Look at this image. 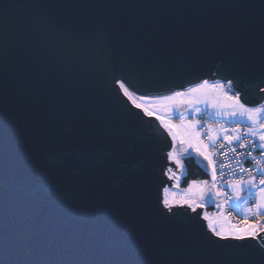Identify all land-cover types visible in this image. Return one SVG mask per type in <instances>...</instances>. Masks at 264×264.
Listing matches in <instances>:
<instances>
[{
    "label": "snow or ice",
    "instance_id": "obj_1",
    "mask_svg": "<svg viewBox=\"0 0 264 264\" xmlns=\"http://www.w3.org/2000/svg\"><path fill=\"white\" fill-rule=\"evenodd\" d=\"M49 6L36 4L31 7L45 9ZM93 6L113 5H68L74 8ZM232 6L259 8L260 56L264 66V0H259L258 4ZM39 19L44 27L40 24L27 27L24 23L8 25L0 21V212L7 204L9 188L21 184H31L43 191L71 186L76 190L85 214L93 222L104 212L106 198L101 185L108 162L99 155L95 129L90 120L82 118L79 94L73 92L67 103L56 100L53 80L63 78L69 87H73L70 74L57 75L43 67L53 58L69 68L89 59L103 65L105 88L114 91L121 102H130L131 107L124 105L130 113L135 109L148 117H156L173 141L187 145L184 149L187 156L193 154L189 149L199 153L207 162L206 166H211L214 184L217 168L221 169L223 177L222 170L236 164L232 170L236 179L224 183L233 195L224 203L232 202V206L239 207L244 220L233 224L222 213L215 218L205 213L203 219L207 221L208 231H200L204 225L191 224L192 237L198 242L194 245L185 243L176 251H168L161 246L163 234L125 233L119 219L114 218L100 248L101 258L88 255L97 247L96 233L65 241L67 247L57 243L45 245L40 250H29L22 241L10 238L7 230L0 227V264H264V100L250 106L244 98L247 93L242 97V92L233 87L234 83L239 86L235 79H203L189 82L183 90L150 95L147 78L136 70L128 56L117 51V43L103 33L84 34L56 28L48 23L43 12ZM137 31V22L128 21L120 34L119 43L123 49L135 51L156 47L163 42L162 34L138 37ZM35 52L45 55L33 59ZM21 54L24 57L23 70L17 73V58ZM260 79L264 83V71ZM258 90L264 93V87ZM12 98L19 99L20 106H14ZM176 103L188 104L189 115L207 111L209 117H227L236 127L228 129L221 125L214 128L199 119L188 121L184 119V113L178 114L182 122L176 124L167 118ZM241 124H247V127L242 129ZM205 127L208 129L207 142L201 139V130ZM36 148L46 150L48 154L41 156ZM249 149L259 151V156L253 155ZM228 153H232V160L217 164V156L229 161ZM10 155L13 156L11 161ZM167 155L183 174V165L175 149ZM241 158H251L254 167H244ZM165 174L178 181L172 168H168ZM207 184L204 180H193L189 191L203 197ZM164 192L167 193L168 189L165 188ZM241 192H246L247 198L241 197ZM208 199L214 202L210 195ZM251 200L255 201L253 207L248 206ZM240 201L242 203H237ZM161 203L160 213L165 218L175 216L178 206L190 207L193 212L203 207L195 198L177 200L167 195ZM249 217L254 222H249ZM223 221L228 222L227 227Z\"/></svg>",
    "mask_w": 264,
    "mask_h": 264
},
{
    "label": "water",
    "instance_id": "obj_2",
    "mask_svg": "<svg viewBox=\"0 0 264 264\" xmlns=\"http://www.w3.org/2000/svg\"><path fill=\"white\" fill-rule=\"evenodd\" d=\"M258 3L259 0H0V21L44 27L39 19L43 12L56 28L103 33L147 78L150 95L166 94L189 82L218 77L238 80L239 86L234 83L233 87L242 92V97L246 92L245 102L254 105L264 100V93L258 90L264 87L260 79L264 71L260 10L232 5ZM36 4L50 6L31 7ZM72 4L113 6L68 7ZM131 20L137 22L138 37L159 33L163 42L135 51L123 49L120 34ZM44 55L35 52L32 58ZM23 64L21 54L17 73L22 72ZM43 67L57 75L70 74L73 87L63 78L53 80L56 100L67 103L73 92L79 94L82 118L90 120L95 129L99 155L108 162L101 185L106 198L104 212L93 222L71 186L43 191L21 184L9 188L7 204L0 212V227L29 250L96 233L97 247L89 252L91 258H101L100 248L114 218L119 219L125 233L163 234L161 246L168 251H176L185 243L196 244L191 224L204 225L200 231H208L206 220L201 217L203 207L196 209V215L187 206H178L175 216L165 218L160 213L163 187L166 182L171 186L173 180L166 177L164 168L166 164L174 166L173 170L177 167L173 161L167 162L172 139L162 123L140 110L130 113L124 106L131 107L130 102H121L114 91L105 88L104 68L98 61L85 59L69 68L53 58ZM11 103L18 107L21 101L12 98ZM36 151L41 156L48 154L40 148ZM12 159L10 155L9 160Z\"/></svg>",
    "mask_w": 264,
    "mask_h": 264
},
{
    "label": "rangeland",
    "instance_id": "obj_3",
    "mask_svg": "<svg viewBox=\"0 0 264 264\" xmlns=\"http://www.w3.org/2000/svg\"><path fill=\"white\" fill-rule=\"evenodd\" d=\"M176 90H183V89H176ZM250 106H252V105H250ZM190 111H191V109H190V107H189L188 104H186V103H176L174 105L173 112L171 114H168L167 115V118L172 120V118L175 117V116L180 117L178 115L179 113H184L185 114L184 115V119H186L188 116H190L189 115V112ZM158 114H161V113H158ZM213 117L216 118V119H228L227 117L221 118V117H217L215 115H213ZM181 122H182V120L180 119V121L176 122V124H179ZM169 135H170V133H169ZM202 135L203 134L201 132V139H203L202 138ZM170 137H171V135H170ZM205 142H207V140H205ZM186 147H187V145L181 144L178 140L177 141H173L172 140V150L175 149L176 153L179 155V157L181 159V163L183 165V174H181V170H179L180 169L179 167H176V170H179V172H178L176 170H173V169H175L174 166H172L171 164H166V168H164V174L166 173V171H167L168 168H172L173 172H175L176 176L178 177V181H177V179H173L172 178L173 180H171V182H172L171 186H168V182H166L167 184L163 187V193H162L163 194V198L166 195L168 197H174L177 200H180L182 198H195L197 200V203L198 204H202L203 205L202 215H201L202 218H203V216H204L205 213H207L208 215H210V216H212L214 218L218 214H220V213H222L224 216H227L226 211H225V206H223L224 203H222V198H221L222 195H216L217 192L222 193V190H221L220 187L216 186L213 183V181H212V177H211V170L212 169H211V166H206L207 165V162L204 161L203 160V157H201L199 155V153H196L193 149H189V151L193 153L192 155L195 156V158L197 159L198 163L202 167H204L208 171V173H209V178H206V179H193V180H197V181L204 180V181H207L208 182V184L204 186L206 195H204L203 197H200L198 195H194L192 192L189 191V186L191 185V182L193 180H190L187 185H182L181 184L182 183L183 176H184V174L186 172V168H185V157L187 155L184 153V149ZM172 150H169V152L172 151ZM170 161L171 160L168 159V155H167V162H170ZM166 177L169 180L171 179L169 175H166ZM173 186H175V187H173ZM223 187H225V186H223ZM165 188L168 189V192L167 193L164 192V189ZM228 190H229V192L232 193V191H231L230 188H228ZM209 195L212 197V200L214 202H210L209 201V199H208V196ZM240 195L243 198H247V193L246 192H241ZM237 203H242V201L237 202ZM230 204L232 205V202ZM248 206L251 207L249 204H248ZM234 208L238 211L239 215L241 216L242 214H241L240 208L239 207H234ZM242 217H244V216L242 215ZM228 219L231 221V223L235 224V222L231 218L228 217ZM206 224H207V221H206ZM223 224H224L225 227L228 226V222L227 221H223ZM218 227H219V224H218Z\"/></svg>",
    "mask_w": 264,
    "mask_h": 264
},
{
    "label": "built area",
    "instance_id": "obj_4",
    "mask_svg": "<svg viewBox=\"0 0 264 264\" xmlns=\"http://www.w3.org/2000/svg\"><path fill=\"white\" fill-rule=\"evenodd\" d=\"M215 79H220L221 81H226L224 79H221V78H218V77H214V78H211L209 80H215ZM198 82V81H197ZM188 85V84H187ZM187 85H185L183 88H185ZM182 88V89H183ZM180 117L178 116H175L172 118V121L173 122H178L180 121ZM194 119H199L201 120L202 122L206 123V124H211L213 127L214 126H220V125H224L226 127H228L229 129L233 128V127H236L235 124L231 123L228 121V119H216L214 118L213 116L209 117V114L207 111H202L198 114H195V115H190L186 118V120L188 121H191V120H194ZM240 127L243 129V128H246L247 127V124H241ZM202 132V138L207 140L206 139V133L208 132V129L205 127L201 130ZM239 151H244L243 149H238ZM250 151H253L252 149H249ZM253 155L255 156H259V151H253ZM228 157H229V161H226L224 159V157L222 156H217L216 157V160H217V164L219 163H229L231 160H232V153H228ZM242 160V163H243V166L246 167V168H252L254 167L253 163L251 162V158H248L247 160H245L244 158H241ZM236 164L235 163H232L231 164V167H226L224 168L222 171L224 173V176L221 177V169L217 168V181L215 182V185L220 187L221 190H222V196H223V200L225 201L230 195V193L228 192V190L223 187L224 186V183L225 181L227 183H230V182H234V180L236 179L235 176L232 175V170L234 168H236ZM238 175H243V173H238ZM245 179H247V176H245ZM252 204L253 206L255 205V201L252 200ZM225 211H226V214L229 218H231L235 224L236 223H240L241 221L244 220V217L242 216H239L235 211L234 209L230 206V202L229 204H225ZM249 222H254L252 220L251 217H249Z\"/></svg>",
    "mask_w": 264,
    "mask_h": 264
},
{
    "label": "trees",
    "instance_id": "obj_5",
    "mask_svg": "<svg viewBox=\"0 0 264 264\" xmlns=\"http://www.w3.org/2000/svg\"><path fill=\"white\" fill-rule=\"evenodd\" d=\"M185 168L186 172L182 179V185H187L188 182L193 179L209 178L208 171L198 163L197 159L193 155L185 157ZM196 213L197 212H193L192 214L196 215Z\"/></svg>",
    "mask_w": 264,
    "mask_h": 264
},
{
    "label": "crops",
    "instance_id": "obj_6",
    "mask_svg": "<svg viewBox=\"0 0 264 264\" xmlns=\"http://www.w3.org/2000/svg\"><path fill=\"white\" fill-rule=\"evenodd\" d=\"M221 126V125H220ZM220 126H214V128H218V127H220ZM224 126V125H223ZM225 128H228V127H226V126H224ZM229 129V128H228ZM229 135H231V132H229ZM230 183H232V182H230ZM226 189L228 190V188L226 187ZM228 192H229V190H228ZM230 193V195H233L231 192H229ZM222 198V203H224V200H223V196L221 197ZM231 203V202H230ZM249 205L251 206V207H253V204H252V200L249 202ZM223 206H225L224 204H223ZM230 206L234 209V211L239 215V213H238V211L230 204ZM240 216V215H239ZM242 216V215H241Z\"/></svg>",
    "mask_w": 264,
    "mask_h": 264
},
{
    "label": "bare ground",
    "instance_id": "obj_7",
    "mask_svg": "<svg viewBox=\"0 0 264 264\" xmlns=\"http://www.w3.org/2000/svg\"><path fill=\"white\" fill-rule=\"evenodd\" d=\"M167 94V93H166Z\"/></svg>",
    "mask_w": 264,
    "mask_h": 264
}]
</instances>
